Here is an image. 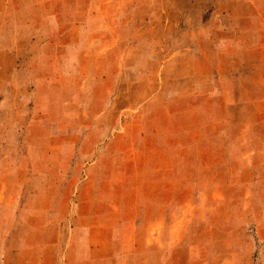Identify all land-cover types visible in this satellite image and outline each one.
<instances>
[{"label":"rangeland","instance_id":"374dc122","mask_svg":"<svg viewBox=\"0 0 264 264\" xmlns=\"http://www.w3.org/2000/svg\"><path fill=\"white\" fill-rule=\"evenodd\" d=\"M0 264H264V0H0Z\"/></svg>","mask_w":264,"mask_h":264}]
</instances>
